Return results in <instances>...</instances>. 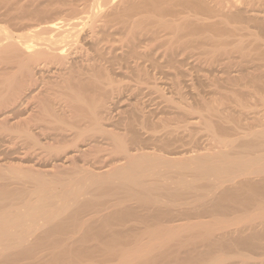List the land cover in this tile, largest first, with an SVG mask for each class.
Instances as JSON below:
<instances>
[{"label":"bare ground","instance_id":"bare-ground-1","mask_svg":"<svg viewBox=\"0 0 264 264\" xmlns=\"http://www.w3.org/2000/svg\"><path fill=\"white\" fill-rule=\"evenodd\" d=\"M77 2L54 4V14L65 13L55 18L54 7L36 1L39 18L29 24L25 5L23 32L13 30L19 11L5 7L13 29L11 14L0 18V133H17L0 137V264H264V126L248 132L242 124L248 133L227 141L214 128L230 149L178 153L180 119L153 122L134 111L113 122L106 109L123 82L114 67L145 73L153 38L170 34L173 54L197 15L212 19V35L193 41L212 57L218 82L255 89L233 90L239 112L250 95L264 105V0H180L196 10L182 23L168 19V0ZM174 104L193 115L187 128L204 122L212 134L214 117ZM215 108L232 123L234 111Z\"/></svg>","mask_w":264,"mask_h":264},{"label":"rangeland","instance_id":"rangeland-1","mask_svg":"<svg viewBox=\"0 0 264 264\" xmlns=\"http://www.w3.org/2000/svg\"><path fill=\"white\" fill-rule=\"evenodd\" d=\"M3 2L0 4V5H3V3L4 4H10L9 2H10V0H9V2H7L8 0H2ZM5 1V2H4ZM18 1H20V3H16V2H18ZM14 0V1H12V5H10V6H8V5H5L4 7H3V9H1V7H0V12L2 13V12H4L3 14H0V15H3V16H1L0 18L1 19H6L7 18V16L9 15V14H11V13H13V11H14V14H15V12H21V10H22V8H23V10H22V12H24L25 13V11H26V4H24L23 6H25V9H24V7L22 6H18V5H20L21 4V2H22V4L25 2V1H27V0H25V1H22V0ZM36 1H37V3L39 2V4H40V2H42V1H44V3L43 4H40V5H42L41 7H42V10L43 9H45L46 7H48L49 9H51L50 7H54V4L56 5V7L58 6L57 4L59 3V2H61L62 3V6L64 7V6H66V7H69L68 5L71 3V4H76V1L77 0H73V1H71V0H66L67 2H64V0H53V1H51V0H40V1H38V0H35L34 1V3H35V5L33 4V2H32V0H30V1H28L29 2V5L28 6H30V5H32V9H31V6H30V8L27 6V9H29V12H31V13H29L28 11L25 13V14H23L22 12L21 13H19L18 12V16H16L17 17V19L15 20L16 22H17V20L18 21H20L21 22V18H23V17H25V15L27 14V13H29L28 15L30 16V17H28V15H26V19H29L30 18V20H28L29 22L27 23L26 22V19L25 18H23L24 20H22L23 22L22 23H26V24H29L30 22L31 23H34V21H36V19H38V18H36L37 17V13L38 12H36L37 11V5L38 4H36ZM45 1H47L48 3H50L49 1H51L52 3H51V5L50 6H48L47 4V2H45ZM56 1V2H55ZM168 1H171V2H168V3H170L169 5L168 4H166V7L170 10L169 11V14H171L172 13V17L169 15L168 17V19L169 20H172L173 18H176V19H174L177 23H182L183 22V19L182 18H185L184 16H191V18L192 19H194V11H196V10H191V8L190 7H188V6H186V5H182V3L180 2V0H168ZM173 1V2H172ZM32 2V3H31ZM58 2V3H57ZM64 2V3H63ZM73 2V3H72ZM84 2V0H82V2L80 1V0H78V2H77V4H82ZM175 2V3H174ZM180 2V3H179ZM15 3H16V5H15ZM25 3H27V2H25ZM60 3V4H61ZM67 3V4H66ZM18 4V5H17ZM21 4V5H22ZM28 4V3H27ZM46 4V5H45ZM59 4V6H61ZM66 4V5H65ZM74 4V5H75ZM173 4V5H172ZM39 5V6H40ZM44 5H45V7H44ZM7 6V8L8 7H11L12 9H13V11H10V12H8L7 10L5 11V7ZM16 6V7H15ZM36 7V8H34V10L36 9V11H34L33 10V7ZM58 6V7H59ZM80 6H84V4H82V5H80ZM180 6V7H179ZM15 7V8H14ZM19 7V10H14V9H17ZM44 7V8H43ZM56 7H54L53 9H51V12H52V10H54ZM173 7V8H172ZM186 7V8H185ZM81 8V7H80ZM176 8V9H175ZM184 8V9H183ZM189 8V9H188ZM8 9H10V8H8ZM12 9H10V10H12ZM30 9L33 11V14H34V16H32V11H30ZM39 9H40V7H39ZM39 9H38V11H39ZM47 9V8H46ZM187 9V10H186ZM172 11V12H171ZM177 11H178V13H177ZM190 11H192L191 13H189ZM198 11V10H197ZM55 12V11H54ZM171 12V13H170ZM35 13H36V15H35ZM53 13V12H52ZM49 14L48 16H53V17H55L56 15H57V17L58 16H60V17H63V16H65V13L63 14V13H61L60 12V14L58 15V14ZM184 13H185V15H184ZM188 13V14H187ZM5 14H8V15H5ZM10 15V19L8 18V19H6V20H4L6 23L10 20L12 23L14 22V19H13V16H15V15ZM22 14V15H21ZM31 14V15H30ZM62 14H63V16H62ZM193 14V15H192ZM199 14V13H198ZM177 15V16H176ZM21 16V17H20ZM23 16V17H22ZM36 16V17H35ZM51 16V17H52ZM182 16V17H181ZM6 17V18H5ZM19 17V18H18ZM32 17V18H31ZM35 17V18H34ZM56 18V17H55ZM171 18V19H170ZM182 19V20H181ZM202 21H201V20ZM34 20V21H33ZM178 20V21H177ZM198 20V21H197ZM205 20L207 21V22H205ZM212 19H209V18H207V19H205V17H203L202 18V15L200 16L199 15V17H198V15H197V17L194 19V23L193 24H191V31H192V33L191 34H189V35H185V39H183L184 38V36H183V38H181V40H180V44H179V42H177L176 44L178 45H176V49L178 50H174V53L172 54V53H168L167 52V48L169 47L167 44L168 43H166V42H164V41H166L165 39H169L170 38V34H166V32H161L160 34H158V37L156 36V37H154L153 38V40L151 41V44H153L152 46H155L156 45V47H153L152 49H153V54H152V59L151 60H147L146 62H144V64H142V66L144 65V67H141V68H145L146 69V71H145V73H144V71H142V73H133L132 71H130V70H128L127 68H124V69H122V71L117 67L118 65H116L115 67H114V73L112 74L113 75V77L114 78H116V76H117V80L119 81V82H121V80L123 81V82H121V84L122 85H119V86H121L120 87V90L119 91H115L116 93H113V95H111L110 97H109V99H108V102H107V107H108V105H109V107L110 108H106L107 109V113H108V110H109V116H108V114H106V116H108L109 118H110V120L112 121V119H113V122H115V121H124V118L126 119V117L128 118V117H131L132 116V114H133V116L134 115H139L138 113H136L135 114V112L134 111H136V112H140V115L141 114H145L146 116H142L141 115V117H144V118H147V119H149L150 121H157V118H159L160 116H163V114H164V116L165 117H169V118H172L173 117V120L175 121L176 119H180L181 120V125L183 124V125H186L185 126V128L186 129H184V127H183V125H182V127L183 128H181L180 129V132L179 133H181V131H182V134L180 135L181 137H182V139H183V141H182V143H180L179 142V144L177 145V149H176V151H174V152H178L179 150V152H183V153H185V152H196V151H198V152H214V151H218V149L219 150H221V149H223V150H227L229 147H230V145L228 146L227 144H228V142H227V144L225 145V144H223L222 143V145H221V143L220 142H218L217 141V139L216 138H214L215 136V134H216V132H215V130L217 131V133L219 134V136L221 135V138L222 139H225V137H226V135H227V138L225 139L226 141L227 140H232V139H236V137L239 135L238 133H240V134H243V135H245V133L248 131V132H250V131H255V130H257L258 128L259 129H263L264 127V108L262 109V108H260L261 106L263 107L264 105H261V103H260V101L259 100H256L257 99V97L254 95H250L249 96V98L248 97H243L242 98V102L244 101V104H246L245 103V101L247 100V104L245 105L246 107H244L243 108V110H244V113H243V115H242V112H239V110L241 109L239 106H238V104L236 103V101L234 100V99H232V98H235V97H232L231 98V96L230 95H232V96H236L235 94H234V92H233V90H235L236 88L237 89H242L241 91L242 92H248V90L249 91H251L252 89V91H254L255 89H254V87H252V88H250V87H240V88H238V87H236L235 89H234V87H232L231 85V87L229 86L228 87V84L226 83V86L224 85L225 83L224 82H218V80H217V72H216V69L214 68V65H213V63H212V57L209 55V54H205L204 52H203V50L201 49V46L199 45V43L198 42H196V41H198V37L200 38V37H202V36H210V35H212V32H210V31H212L211 30V24H212V21H211ZM4 21H1L0 20V23L1 24H5L6 25V23L4 22ZM33 21V22H32ZM180 21V22H179ZM11 22H8L7 23V26H10V28H11V26H12V28L11 29H13L14 27V24H15V22L13 23V25H11L12 23ZM20 22L18 23L17 22V25H15V29H13V30H15L16 32H21L22 30L23 31H25V30H27V28L24 30V28H22L21 29V25H22V23L20 24ZM196 22V23H195ZM24 23V24H25ZM18 24H20V25H18ZM197 25V26H196ZM19 26H21V27H19ZM202 27V28H201ZM29 28V27H28ZM193 28V29H192ZM204 28V29H203ZM18 29V30H17ZM19 29H21V30H19ZM195 29H197V30H195ZM203 29V30H202ZM204 30L206 31L205 33H204ZM22 31V32H23ZM193 33H195V34H193ZM202 33V34H201ZM166 35V36H165ZM167 36H169V38L167 37ZM163 37V38H162ZM165 37V38H164ZM171 37H172V35H171ZM188 38V39H187ZM189 38H191L190 40H189ZM193 38V39H192ZM156 39H158L159 41H157ZM196 40V41H193V40ZM186 41H188V42H186ZM162 42H164V43H166V44H164V45H162ZM160 43V44H159ZM186 43V44H185ZM198 44V45H197ZM160 45H162L161 46V48L159 49V46ZM183 45V46H182ZM187 45V46H186ZM191 45V46H190ZM189 46V47H188ZM180 47V48H179ZM156 48H158L157 50H156ZM184 48V49H183ZM197 48V49H196ZM166 50V51H165ZM180 50V51H179ZM158 51V52H157ZM177 52V53H176ZM156 53V54H155ZM176 53V54H175ZM167 54H168V56H167ZM170 54V55H169ZM175 54V55H174ZM164 55V56H163ZM172 55V56H171ZM206 55V56H205ZM161 58H160V57ZM210 56V57H209ZM163 57H164V60H163ZM167 58V59H166ZM204 58V59H203ZM172 59H173V61H172ZM161 61V62H160ZM178 61V62H177ZM151 62V63H150ZM154 62V63H153ZM158 64H157V63ZM212 63V64H211ZM146 64V65H145ZM153 64V65H152ZM148 65V66H147ZM179 65V66H178ZM168 66V67H167ZM116 67H117V69H116ZM148 67V68H147ZM145 69H143V70H145ZM119 70V71H118ZM125 73V74H124ZM128 73H130V74H128ZM156 73V74H155ZM132 74V75H131ZM135 74V75H134ZM178 74V75H177ZM115 75V76H114ZM127 75V76H126ZM141 75H146V76H141ZM213 75V76H212ZM214 75H215V77H214ZM139 76V77H138ZM155 76V77H154ZM133 77V78H132ZM144 77V78H143ZM203 77V78H202ZM120 78V79H119ZM140 78V79H139ZM142 79H143V81H142ZM117 80H115V82L117 81ZM128 80V81H127ZM142 81V82H141ZM146 81V82H145ZM157 81V82H156ZM119 82H116V83H118L119 84ZM215 82V83H214ZM202 83V84H201ZM199 84V85H198ZM127 85V86H126ZM137 85V86H136ZM178 85V86H177ZM218 85V86H217ZM198 86V87H197ZM209 86V87H208ZM212 86V87H211ZM224 88V89H223ZM229 88V89H228ZM131 89V90H130ZM209 89V90H208ZM228 89V90H227ZM251 89V90H250ZM245 90V91H244ZM129 91V92H128ZM136 91V92H135ZM150 91V92H149ZM230 91V92H229ZM121 92V93H120ZM198 92V93H197ZM222 92V93H221ZM233 92V93H232ZM136 93V94H135ZM166 93V94H165ZM180 93V94H179ZM215 93V94H214ZM224 93V94H223ZM227 93V94H226ZM232 93V94H231ZM174 94H176V95H174ZM184 94V95H183ZM164 97H163V96ZM211 95V96H210ZM227 95V96H226ZM113 96V97H112ZM168 96V97H167ZM182 98H181V97ZM220 96H222V97H220ZM225 96V97H224ZM230 96V97H229ZM245 96V95H244ZM116 98V99H115ZM189 98V99H188ZM231 98V99H230ZM252 98V99H251ZM244 99V100H243ZM170 100H172L173 101V103H171V101ZM187 102H186V101ZM204 102H203V101ZM214 100H217L216 102H214ZM252 100V101H251ZM110 101V102H109ZM170 101V102H169ZM199 101V102H198ZM208 102V104L209 105H211L210 106V108H209V110H210V112L209 113H206V111L208 112L209 110H207L206 109V107H207V102ZM229 101V102H228ZM235 103H234V102ZM176 102H177V104L179 103V104H184L183 105V107L185 108V104L186 105H189L188 106V108H190V110H191V108L193 107L194 108V111H198L199 112V110H201V111H204L205 112V114H209V116H211L209 119L211 120L212 119V117H214V119H213V121L211 120V124H212V128H211V131H213L214 130V128H216L213 132H212V134H213V136H212V134H211V132H210V130L209 131H207V130H205V129H208L207 127H205L206 125H204V122L202 123L203 124V126H201L200 124H198L199 126H201V127H199V126H197V127H195V128H193L194 126L193 125H191L190 123H189V125H188V128H187V119L189 120V122L191 121V119H189V118H191L190 116L192 115H190L189 116V114L187 115H184L185 116V118H184V116L183 115H181L180 116V114H178V112L177 111H175L174 109L175 108H172V107H174L173 106V104L175 103L176 104ZM189 102V103H188ZM192 102V103H191ZM214 102V103H213ZM248 102H250V103H248ZM129 103V104H128ZM170 103V104H169ZM203 103H205V104H207V105H205V104H203ZM215 103H217V104H215ZM223 103V104H222ZM232 103V104H231ZM174 104V105H175ZM191 104V105H190ZM199 104V105H198ZM200 104H201V107H200ZM213 104V105H212ZM219 104V105H218ZM225 104V105H224ZM231 105V106H229V105ZM237 104V105H236ZM250 104V105H249ZM171 107H169V106ZM208 105V106H209ZM218 105V106H217ZM252 105H254V106H252ZM257 105H258V107H257ZM259 105H260V107H259ZM162 106V107H161ZM213 106H214V108L215 107H219V108H217V109H219L220 110V112H225V113H228L229 111H230V113L231 112H233V113H231V114H229V115H232V119L233 120H235V121H233V120H231V119H229V120H231L232 121V123L231 122H229L228 121V118H226V121H223V119L225 120V118H223L222 116V120L218 117V115H216V114H218V113H216L214 110L216 109H214L213 108ZM224 108H223V107ZM227 106H229L228 108H227ZM238 106V109L236 108ZM198 107H199V109H198ZM205 107V108H204ZM126 110H125V109ZM167 108V109H166ZM187 108V107H186ZM187 108V109H188ZM214 110H213V109ZM234 108V109H233ZM249 108V110H247ZM205 109H206V111H205ZM227 109H228V111H227ZM232 109V110H231ZM119 110V111H118ZM130 110H133V112H131ZM160 110V111H159ZM255 110V111H254ZM169 111L171 112V114L169 113ZM200 111V112H201ZM214 111V112H213ZM247 111V112H246ZM258 111H260V112H258ZM121 112V113H120ZM123 112V113H122ZM164 112V113H163ZM203 112V113H204ZM213 112V113H212ZM249 112V113H248ZM177 113V114H176ZM215 113V114H214ZM225 113H221V115L223 114V115H227V114H225ZM129 114H130V116H129ZM162 114V115H161ZM166 114H167V116H166ZM194 114L195 115H197L195 112H194ZM212 114V115H211ZM233 114H235L236 116H240L242 119H240V118H238V117H235V119H234V116H233ZM239 114H241V115H239ZM253 116H252V115ZM255 114H257V115H255ZM263 114V115H262ZM136 115V116H137ZM159 115V117H157ZM175 115V116H174ZM220 115V114H219ZM244 115H246V116H249V118L247 117L246 118V116H244ZM180 116V117H179ZM193 116V115H192ZM215 116H217L219 119H217V118H215ZM139 117V116H138ZM157 117V118H156ZM226 117H228V115L226 116ZM115 118V119H114ZM246 118V119H245ZM185 119V120H184ZM239 119H240V121H239ZM245 119V120H244ZM254 119V121H252ZM260 119V120H259ZM173 120H172V122H173ZM219 120V121H218ZM237 120V121H236ZM243 120V121H242ZM203 121V120H202ZM214 121H216L217 123V127H216V125H215V123H214ZM223 122V124H225V126L223 125V129H221L222 128V125H221V123ZM218 122L220 123V125H221V127H219V125H218ZM229 122V123H228ZM234 122H235V125H234ZM238 122H241V123H238ZM243 122V123H242ZM213 123H214V125L215 126H213ZM249 123V125H247ZM259 123V124H258ZM230 124V125H229ZM239 124V125H238ZM246 125L245 127H246V129H247V131H246V129H244L245 127H243V125ZM255 124V125H254ZM262 124V125H261ZM231 125H233V126H231ZM241 125V126H240ZM253 127V125L255 126L254 128H252L251 126ZM190 126V127H189ZM193 126V127H192ZM238 126V129H239V127H240V129H239V131H237L238 129L237 128H235V127H237ZM203 127V128H202ZM234 127V128H233ZM247 127H249V129L247 128ZM251 127V128H250ZM263 127V128H262ZM190 128V129H189ZM193 128V129H192ZM200 128V129H199ZM225 128V129H224ZM227 128V129H226ZM243 128V129H242ZM202 129H203V131H202ZM217 129H219V131L217 130ZM230 129H231V131H230ZM232 129H235L234 131L232 130ZM251 129V130H250ZM184 130V131H183ZM188 130H190V131H188ZM223 130V131H222ZM243 130V131H242ZM201 131V132H200ZM206 131V132H205ZM2 132V131H1ZM8 132V131H7ZM202 132H204V133H202ZM209 132V133H208ZM235 134H234V133ZM242 132H245V133H242ZM247 132V133H248ZM202 133V134H201ZM231 133V134H230ZM3 134H6L5 135V137L4 136H2ZM0 133V137H2V138H6V137H8V138H6V139H11V138H13L14 136H16L17 135V133H11L10 132V134L9 133H6V132H4V133ZM202 136H201V135ZM217 134V135H218ZM12 135V136H11ZM235 135V136H234ZM11 136V137H10ZM199 136V137H198ZM208 136V137H207ZM223 136V137H222ZM232 136V137H231ZM240 136V135H239ZM196 137V138H195ZM198 137V138H197ZM210 139V138H212V139H210V140H208V139ZM21 139V138H20ZM20 139H17L18 140V144H19V147H23V146H21V144L20 143H22V139L20 140ZM193 139V140H192ZM203 139V140H202ZM216 139V140H215ZM188 140V141H187ZM191 140V141H190ZM206 140V141H205ZM212 140V141H211ZM215 140V141H214ZM197 141V142H196ZM217 141V142H216ZM185 143V144H184ZM187 143H188V145H187ZM201 143V144H200ZM203 143V144H202ZM218 143V144H217ZM180 144H181V146H183V145H186V146H183L182 148H180L181 146H180ZM192 144V145H191ZM215 144H217L216 146H215ZM190 145H191V147H190ZM197 145V146H196ZM208 145V146H207ZM209 145H212V146H209ZM225 145V146H224ZM188 146V147H187ZM193 146V147H192ZM201 146V147H200ZM205 146V147H204ZM191 149H190V148ZM210 147H211V149H210ZM217 149H216V148ZM178 148H179V150H178ZM195 148H197V150L195 149ZM200 148V149H199ZM205 148V149H204ZM225 148V149H224ZM181 149H183V150H181ZM187 149V150H186ZM190 149V150H189ZM215 149V150H214ZM230 149V148H229ZM195 150V151H194ZM178 152V153H179ZM4 157L6 158V159H11L12 161H17V160H19V159H17V157H15L14 155H13V157L12 156H5L4 155Z\"/></svg>","mask_w":264,"mask_h":264}]
</instances>
